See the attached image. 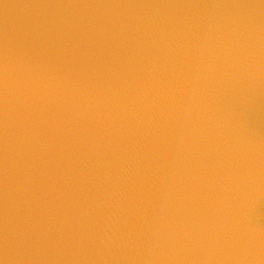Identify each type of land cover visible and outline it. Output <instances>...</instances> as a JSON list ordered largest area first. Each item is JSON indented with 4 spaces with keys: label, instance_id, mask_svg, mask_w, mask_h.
<instances>
[{
    "label": "water",
    "instance_id": "obj_1",
    "mask_svg": "<svg viewBox=\"0 0 264 264\" xmlns=\"http://www.w3.org/2000/svg\"><path fill=\"white\" fill-rule=\"evenodd\" d=\"M0 264H264V0H0Z\"/></svg>",
    "mask_w": 264,
    "mask_h": 264
}]
</instances>
